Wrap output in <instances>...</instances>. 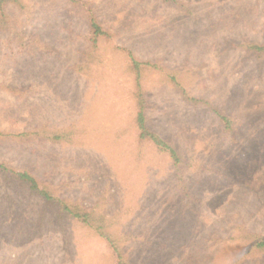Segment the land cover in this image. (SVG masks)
I'll return each instance as SVG.
<instances>
[{
	"label": "rangeland",
	"instance_id": "rangeland-1",
	"mask_svg": "<svg viewBox=\"0 0 264 264\" xmlns=\"http://www.w3.org/2000/svg\"><path fill=\"white\" fill-rule=\"evenodd\" d=\"M21 1L0 27V163L100 208L137 264H264L250 239L264 237V0ZM89 9L112 33L98 47ZM122 47L159 65L143 79L147 121L179 166L138 142ZM171 75L204 101L189 103ZM9 175L0 264H119L93 229L58 222Z\"/></svg>",
	"mask_w": 264,
	"mask_h": 264
},
{
	"label": "trees",
	"instance_id": "trees-1",
	"mask_svg": "<svg viewBox=\"0 0 264 264\" xmlns=\"http://www.w3.org/2000/svg\"><path fill=\"white\" fill-rule=\"evenodd\" d=\"M10 5L22 6L23 4L21 0H0V27L7 22L6 18L8 17L6 12ZM87 17L89 23L88 40L93 47H98L101 41H108L112 37V33L102 25L95 11L89 9ZM22 45H25V43L22 42ZM258 47L263 49L264 44H260ZM121 49L127 56V69L134 75L135 90L133 95L135 98V115L133 119L137 127L138 142L140 144L145 142L153 143L159 150L168 152L174 165L179 166L182 160L178 150L152 130L147 121L148 100L143 79L146 72L153 68H158L159 65L151 60L140 58L128 48L122 47ZM171 76L174 77L172 78V83L181 92L182 97L189 103L197 104L204 101L197 96L190 95L175 76ZM215 112L218 114V117L221 118L225 128L233 130L234 124L231 122L229 116L218 109L215 110ZM67 137L68 134L66 132L56 131L53 133L52 139L54 141H62L63 139H67ZM0 172L10 174L9 177H15L17 180L25 184L31 193L41 197L45 204L51 207L56 213L55 217L58 222L64 223L67 219H71L93 229L98 235L106 240L119 264H137L127 259L120 243L121 238L109 230V227H111V221L100 208L93 205L87 206L80 201L55 196L53 191L30 170L16 169L5 162H1ZM250 235L252 237L250 239H252V241L254 240L255 246L258 248H264V237L259 236L257 233H251ZM254 237L258 238V240L254 239Z\"/></svg>",
	"mask_w": 264,
	"mask_h": 264
}]
</instances>
